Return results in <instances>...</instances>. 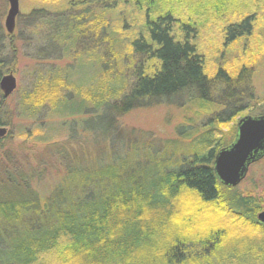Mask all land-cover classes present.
I'll return each instance as SVG.
<instances>
[{
  "label": "trees",
  "instance_id": "obj_1",
  "mask_svg": "<svg viewBox=\"0 0 264 264\" xmlns=\"http://www.w3.org/2000/svg\"><path fill=\"white\" fill-rule=\"evenodd\" d=\"M227 9L230 16L221 17ZM263 9L264 0H63L54 8L43 0L32 7L29 18L48 27L46 38L72 51L70 64L86 61L95 71L77 85L71 68L62 77L46 70L27 93V112L47 102L56 109L74 89L81 114L89 102L104 133L131 110L157 103L187 107L192 124L177 128L186 144L137 139L127 152L88 156L90 164L61 155L63 170L44 193L7 176L0 186V264H264L261 200L224 185L214 170L238 120L264 111L254 110L250 68L219 65L210 75L198 40L201 13L221 18L228 45L251 36ZM6 61L0 56V79ZM1 106L0 99L3 112Z\"/></svg>",
  "mask_w": 264,
  "mask_h": 264
},
{
  "label": "rangeland",
  "instance_id": "obj_2",
  "mask_svg": "<svg viewBox=\"0 0 264 264\" xmlns=\"http://www.w3.org/2000/svg\"><path fill=\"white\" fill-rule=\"evenodd\" d=\"M42 1L19 0L15 27L12 33H8L5 28V17L9 3L8 0H0V25L4 30V32L0 30L2 33L0 56L7 58L3 75L11 72L16 78V87L8 96H4L0 89L3 109V112L1 110L0 112L5 122L0 124V129L4 130L0 134V186L1 181L9 176L14 184L23 182L24 185L25 181H28L26 183L29 186L33 184L38 191L44 193L63 170L59 163V160L64 159L61 155L70 154L74 162L79 160L80 156V162L90 164L94 153L100 160L121 151L127 152L126 146L137 139H147L153 145L168 139H175L183 144L188 142L186 138L177 136V128L180 125L191 126L192 123L188 122L187 118L192 113L187 107L174 104L157 103L135 108L116 119L115 130L108 133L102 130L106 128L101 126V118L90 114L94 109L89 102L88 109L81 114V100L77 94H71L74 89L64 92L65 88H62L61 92L65 94H62L63 101L56 109L47 102L42 107L34 106L31 108L32 111L28 108L27 112L26 101H30L26 100L27 93H34L33 89L45 78L43 75L46 70L62 72L60 76L62 77L66 76L65 71L71 68L73 80L77 85L91 81L95 71V68L86 61H80L76 67L70 64L71 58L74 57L72 51L68 54L64 52L63 44L55 45L46 38L49 36L48 27L44 29L29 18L32 7L40 5ZM46 2L54 8L62 4L63 0ZM191 14L197 18L194 12ZM202 16L203 13L199 16L202 27L198 40L204 52L207 71L212 75L219 65L231 71L243 65L249 67L251 81L247 84L251 87L258 104L254 110L256 113L264 111V9L258 12L251 36L245 41L236 40L228 45L223 43L224 29L221 18L215 17L213 13L205 15L204 18H201ZM226 16H230L229 9L221 13V17ZM65 55L68 56V60ZM128 70L126 82L127 80L129 82L132 75L129 74L131 69ZM57 78L59 79L56 76ZM65 83L67 84L66 81ZM61 86H64V82ZM67 87L70 89V86ZM82 90L83 88L78 93ZM123 91H126V88ZM44 92L46 91H41ZM67 94L69 97L65 98ZM233 124L223 127L225 139L231 137ZM59 151L61 154L57 153ZM88 156H91V159H88ZM10 186L14 185H8L6 188ZM232 187L243 196L249 195L261 200L258 214L264 211V156L252 162L244 178Z\"/></svg>",
  "mask_w": 264,
  "mask_h": 264
},
{
  "label": "water",
  "instance_id": "obj_3",
  "mask_svg": "<svg viewBox=\"0 0 264 264\" xmlns=\"http://www.w3.org/2000/svg\"><path fill=\"white\" fill-rule=\"evenodd\" d=\"M9 8L5 17V28L12 33L19 12V0H8ZM16 87V78L10 72L0 79V89L8 96ZM4 130L0 129V134ZM264 156V113L245 115L237 122L235 140L220 149L214 158V170L219 180L226 186H236L246 175L248 166ZM264 222V211L258 214Z\"/></svg>",
  "mask_w": 264,
  "mask_h": 264
}]
</instances>
